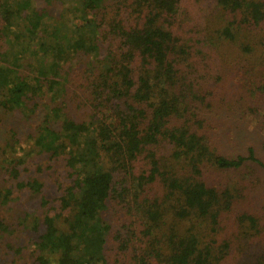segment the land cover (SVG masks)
Instances as JSON below:
<instances>
[{"label":"trees","instance_id":"1","mask_svg":"<svg viewBox=\"0 0 264 264\" xmlns=\"http://www.w3.org/2000/svg\"><path fill=\"white\" fill-rule=\"evenodd\" d=\"M204 1L214 26L189 12ZM62 5L56 19L36 0H0V110L26 120L44 111L27 133L34 147L7 139L0 170L11 181L1 204L27 189L39 209L1 220L0 233L30 236L26 264H264V201L238 207L246 183L212 178L246 168L253 191L264 161L251 147L219 153L203 118L222 72L239 97L264 101V0ZM223 46L237 60L211 69ZM33 150L63 159L69 181H24ZM12 236L17 252L29 247Z\"/></svg>","mask_w":264,"mask_h":264},{"label":"rangeland","instance_id":"2","mask_svg":"<svg viewBox=\"0 0 264 264\" xmlns=\"http://www.w3.org/2000/svg\"><path fill=\"white\" fill-rule=\"evenodd\" d=\"M40 6H45L49 9L50 13L54 18L59 17V12L62 10V1L64 0H36ZM208 1H204L193 8H189V12L192 14H198L203 21V25L209 24L211 26L216 25L214 19L209 18V11L214 12L215 5H208ZM193 10V11H192ZM206 18L209 19V23L206 22ZM243 59L244 57L241 56ZM232 62L234 59L237 60L236 50L230 49L228 51L227 46H223L219 53L215 55V60H211V69L213 63L217 65L222 64L224 60ZM223 79L220 82V93L215 92V104L208 110L203 112V118L205 119L206 134L210 143L217 149V151L223 155L235 157L237 155L246 154V150L251 147L254 149L256 156L264 161V101L263 99H252L249 94L245 98L239 97L235 92L236 88L232 90L230 88L231 82L225 80V73L222 72ZM213 75L217 76L215 72ZM227 76H230L226 74ZM68 114H71L75 119L77 115L73 114L71 108L67 105L65 108ZM78 113L80 112L76 109ZM44 116V111L42 107H38L34 113H31L30 119L26 120L24 115H19L16 112H5L0 110V170H3L5 152L3 150L4 143L7 139L17 138L21 142V145L25 150L34 147L33 139L29 138L27 133L31 130L33 131L40 126ZM58 128L57 125H54ZM27 140V141H26ZM36 149V148H35ZM15 155L25 156V152L20 148L15 150ZM26 157V156H25ZM66 157V154L62 155ZM48 155L45 153L32 151L31 155L27 158L26 163L22 166L25 169L21 172V178L25 181L32 178L33 176H38L43 181L46 180V184L54 188L53 181L58 184H64L68 182L69 179L66 177V166L64 160L52 162ZM39 166L40 171L37 173L35 167ZM1 172V171H0ZM248 170L242 168L235 172H225V173H213L212 178L220 181L230 183H235L236 181H244L246 183L245 197L240 200L238 207L244 206L245 208H258L256 204L263 203L264 196L260 192L264 193V183L261 182L260 185L256 187L255 190H249L248 181L250 177L248 176ZM248 178V181H247ZM59 182V183H58ZM11 185L0 180V190L6 186ZM52 190L47 191L46 195L49 198V194ZM35 194L31 193L27 189L15 190L11 199L6 204H1L0 202V221L3 223L5 221L11 220V216L15 214L18 217L28 209L34 211L38 210V200ZM232 217V214H231ZM6 224V223H5ZM11 223H8V225ZM14 231V236L16 234L21 237L20 240L29 243V247L22 252H17L18 244L15 238L12 236V232H1L0 233V264H26L29 259V252L32 248L31 238L26 232H24L22 227H9V231Z\"/></svg>","mask_w":264,"mask_h":264}]
</instances>
